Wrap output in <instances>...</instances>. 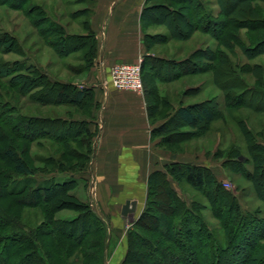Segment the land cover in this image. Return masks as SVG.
Returning a JSON list of instances; mask_svg holds the SVG:
<instances>
[{"label": "rangeland", "instance_id": "1", "mask_svg": "<svg viewBox=\"0 0 264 264\" xmlns=\"http://www.w3.org/2000/svg\"><path fill=\"white\" fill-rule=\"evenodd\" d=\"M20 1L21 3L17 0H10V3L0 4V36H10L14 40L12 50L8 49L6 54L0 56V60L10 64L19 62L25 68H35L46 74L52 83L74 85L78 90H84L88 83L93 86L96 83L95 66L92 64V59L85 61L89 49L84 48L82 51L77 49L75 52L72 44L75 45L76 40H70L64 46L62 40H64L63 34L70 36L90 34L88 27L92 29L99 0H27L25 4L22 0ZM201 2L203 7L197 10V12H205V16L200 15L203 16L201 20L199 16L193 17L188 11L182 12L192 17L193 26L191 28L200 25L199 29H194L191 33L192 36H186L188 31L180 23L175 26V21L171 22H174V26L179 29L172 31L161 23L160 19H155V21L146 19L144 23L145 48L149 56L143 60L142 70L145 64L143 83L144 90L147 87L149 92H144L143 96L146 101L148 118L150 109L157 110L152 119L149 118L153 130L174 116L176 110L182 106H193L195 110H200L202 106H212L216 116L213 122L199 124L195 128L177 123L173 127L175 129L170 132V145L160 148V164L151 163L145 172L150 175L158 170L167 172L165 166L174 162L208 167L214 172L223 189L237 197L245 214L253 219L264 221V201L262 200L264 198V178L259 181V173L254 168L253 154L250 152L251 144L264 145V46L253 47L257 40L263 37L259 34L264 35V29H258L256 32L242 29L238 32L241 34L239 41H242V45L232 42L234 47L229 49L217 41L214 33L215 25L209 26L208 29L210 20L214 23L223 20V17L218 14L220 7L217 1L202 0ZM14 3L20 8L11 6ZM153 3L155 2L150 1L149 5ZM254 5L264 9L262 1L254 2ZM175 6L178 7V5ZM39 23H41L40 27L37 25ZM178 31L181 34L178 35ZM174 33L177 35L172 36ZM95 36L98 54L99 45L96 33ZM249 48L255 51L248 53ZM66 50H68L67 53ZM195 54L197 55L195 61L204 64V67L193 68L191 64L179 63L196 56ZM205 54L209 58L212 54L214 56L224 54L235 70L228 77L216 75L213 68L220 65L214 62L212 67L209 65L207 68V64H210L208 57L203 59L200 57ZM162 66L170 69V73L167 74L166 69L159 71L154 69V67ZM185 70L187 71L184 73ZM174 74H178L179 77L174 78ZM180 74L183 75L180 77ZM261 76L263 81L257 78ZM227 82L235 83L236 88L227 89L230 85ZM242 85L245 88L255 87L262 94L254 91L246 95L245 104L241 103L240 99L227 103V95L236 94L237 99V96L243 94ZM85 90L90 91L82 103L78 104L73 100L58 104L54 100L53 104L43 105L33 101L29 96L8 94L4 88V101H8L12 110L16 111L15 118L23 116L29 119H47L45 123H33L30 126L32 128L46 127L49 138L29 143L11 135L7 140L0 141V171L6 178L14 176L10 161L5 157L7 147H12L36 171L34 180L43 182L48 179L63 183L73 179L74 185L67 193L72 198H67L64 205L59 204L56 207L54 202L37 205L38 201L32 199L31 202L36 205L15 208V213L11 212V214L19 215L26 228L35 230L44 222H48L54 224L53 230L56 229L57 232H68L71 229L69 226H61L60 222L81 218L77 225L83 229L75 236H79L78 234L87 236V252L91 254V258L85 263L101 264L100 258L95 253L99 252V247L96 246L102 242L107 246L105 264H123L129 247L128 233L132 224L124 220L122 210L126 199L138 198L139 195L135 191L125 190L127 186L124 185L109 188L108 195L109 191L112 192L108 198H105V194L102 195L101 185H99V173L104 171L102 162L93 165L94 153L91 162L89 161L91 144L98 131L96 120L99 114V102L93 89L86 88ZM118 91L123 92L122 95L135 94ZM52 98L53 96L51 100ZM261 100L262 103H260ZM60 121L69 123L65 124ZM69 129H71L69 141H66L65 136L57 140L53 138L62 132L64 135V130L67 132ZM247 130H250L251 135L247 134ZM155 142L159 144L161 139L158 137ZM156 155H153V161ZM51 161L58 164L64 163L66 168L72 171L59 172L54 169L55 166L50 163ZM88 162H90L89 167ZM245 172L255 175L249 179ZM168 178L179 196L189 206H192L193 202L206 206V209L202 211V216L207 226L222 245H226L227 240L223 236L221 223L215 217L214 208L219 202L214 199V206H212L213 204L209 203L204 195V191L188 184L185 179L176 181L169 174ZM208 186L214 197L215 186L211 184ZM258 189L263 191L261 197ZM146 190L144 196L141 195L137 219L147 207L148 184ZM163 197L166 198V196ZM163 197L158 198L157 201L163 202ZM88 205L91 206L93 213L91 215L87 209ZM246 230H248L247 227L243 226V231L246 232ZM247 232L251 234L252 231ZM257 235L260 237L259 241L263 239L260 242L263 250H259L255 256H262L264 232L257 233ZM240 241L237 244L246 248L243 241ZM46 244L47 242L44 241L43 246ZM245 251L248 253V248ZM227 256L229 258L231 255Z\"/></svg>", "mask_w": 264, "mask_h": 264}, {"label": "trees", "instance_id": "2", "mask_svg": "<svg viewBox=\"0 0 264 264\" xmlns=\"http://www.w3.org/2000/svg\"><path fill=\"white\" fill-rule=\"evenodd\" d=\"M26 1L22 0V3L25 4ZM150 1L155 3L149 5ZM201 1L147 0L143 17L154 21L155 19H160L161 23L172 31L179 29L175 26L180 23L188 31L186 36H192L191 33H193L194 29H199L200 25L191 28L193 26L192 17L190 14L187 16L182 12L188 11L193 17L195 15L199 16V20H201L203 16L200 15L205 14L204 11L197 12L203 7ZM216 1L220 7L218 14L223 17V20L216 23L210 20L208 29L209 26L215 25L214 33L216 39L225 47L232 49L234 47L232 42H235L236 45H242V41H239L241 34L238 33L242 29H249L252 32L264 29V9L254 5V2L262 1L264 3V0ZM17 2L21 3L20 0H17ZM5 3H10V0H0V4ZM175 5H178V7ZM192 5L195 6L191 7ZM11 6L20 8L15 3ZM171 21H175V23L173 22L175 26ZM37 25L40 27L41 23ZM89 27L90 34L87 36L63 34L64 40H62V44L64 46L70 40H76L77 43L74 42L75 45L72 44L73 50L76 52L77 49L80 51L84 48L89 49L85 61L92 59V64L95 66L98 57L96 36L95 32ZM177 33L178 35L181 34L180 31ZM176 35V33L172 34V36ZM259 36L263 37L257 40L253 47L264 46V35L259 34ZM13 41L10 36H0V56L6 54L8 49L12 50ZM247 51L250 53L255 50L249 48ZM67 52L68 50H66ZM200 57L203 59L208 56L205 54ZM251 57H254L253 54ZM196 58L197 55L179 63L182 65L191 64L193 68L204 67V64L202 65L195 61ZM207 59L210 61V64H207V68L209 65L212 67L214 62L220 65L213 68L215 74L220 77H228L235 70L228 57L224 56V54L216 56L212 54ZM154 69L158 71L166 69L168 71L167 74L170 73V69L163 68V66L154 67ZM143 70H145V64H143ZM142 73L144 74L143 71ZM183 74H180V77ZM174 76V78L179 77L178 74H174ZM257 78L262 80L263 77ZM231 83H229L230 85H228L227 89L236 88V84ZM4 88L8 94L29 96L33 101L43 105L53 104L54 100L58 104H65L73 100L79 104L85 101L90 91L85 89L78 90L74 85L52 83L46 74L35 68H25L19 62L10 64L0 60V139L2 138L0 141H5L9 136L14 135L19 140L29 143H36L42 139L49 138L47 137L49 135L46 127L32 128L30 126L33 123H45L47 119H29L23 116L15 118L14 113L16 111L12 110V106L8 101H4ZM242 88H244L243 94L237 96V99L236 94L227 95V103L229 101L233 103L236 102L235 100L239 101L240 99L241 103L245 104V96L257 91L255 87L245 88L242 85ZM144 92H149L147 87ZM257 93L262 94L258 91ZM51 96H53L52 100ZM260 103H262V100ZM258 111H262V109H258ZM156 113V109H150L149 118L152 119V116ZM215 116L216 113L213 111L212 106H202L200 110H195L193 106H182L176 110L174 116L170 117L155 130H152V139L156 140L159 137L161 142L158 146L163 148L165 145H170V132L175 129L173 127L177 123L195 128L199 124L213 122ZM60 122L69 123L67 121ZM64 131V135L62 132L58 136L52 135L53 138L57 140L65 136L66 141H69L71 129L67 132L66 130ZM246 132L251 135L250 130ZM96 135L91 144L90 162L95 151L94 141ZM250 152L253 154L254 168L259 173L258 179L261 181L264 178V145L251 144ZM5 157L10 161L14 176L6 178L0 171V264H86L85 261L91 258V254L87 252V236H82V234L75 236L83 229L77 225L81 218L60 222L62 223L60 224L61 226H69L71 229L68 232H57L56 229L53 230L54 224L48 222H44L35 230L26 228L19 215L14 216L11 214V212L15 213V208L20 209L41 203L50 204L54 202L56 207L59 204L64 205L67 198H72L67 193L69 188L74 185L73 179L63 183L48 179L38 182L33 179L36 171L12 147H7ZM90 162H88V167ZM50 163L59 172L72 171V169L66 168L64 163L58 164L55 161ZM165 167L167 172L158 170L153 172L148 178L147 207L129 230V247L123 264H264V253L262 256H255L259 250H263L260 245L263 239L259 241L260 237L257 233L264 232V221L253 219L248 214H245L237 197L223 189L222 184L211 169L182 162L167 164ZM168 174L176 181L185 179L188 184L200 191H204L209 203L213 204L214 199L219 202L218 206L214 208L215 217L221 223L223 236L227 240L226 245H222L214 232L207 226L202 216V211L206 209V206L196 202L189 206L174 189ZM245 175L252 179L251 177L255 174L245 172ZM208 184L215 186L214 197L210 193ZM258 193L261 197L263 191L258 189ZM163 196H166V198ZM161 197H163V202L161 200L160 202L157 201ZM32 199H36L38 202L33 204L31 202ZM262 200L264 201V198ZM87 209L89 215L93 214L90 205H88ZM243 226L252 231L251 234L247 232L248 230L246 232L243 231ZM239 240L243 241V244L247 246L248 253H246L244 246L237 244ZM44 241L47 242L45 246H43ZM96 247H99V252L95 253V255L100 258L101 264H105L106 244L101 242ZM227 255L231 256L228 258Z\"/></svg>", "mask_w": 264, "mask_h": 264}, {"label": "crops", "instance_id": "3", "mask_svg": "<svg viewBox=\"0 0 264 264\" xmlns=\"http://www.w3.org/2000/svg\"><path fill=\"white\" fill-rule=\"evenodd\" d=\"M146 1H98L92 22L99 45L96 83L86 85L87 89L95 91L99 102L93 165L102 162L104 171L99 173L101 193L108 198L112 191L108 195L107 190L115 185H124L127 186L125 190L137 192L138 198L126 199V202L138 203L136 220L150 175L145 170L151 163L160 164L161 150L152 139L153 128L143 94L122 95L123 92L112 86L109 72L115 64L137 63L149 56L144 32L147 18L143 17ZM154 154L157 155L153 161Z\"/></svg>", "mask_w": 264, "mask_h": 264}, {"label": "built area", "instance_id": "4", "mask_svg": "<svg viewBox=\"0 0 264 264\" xmlns=\"http://www.w3.org/2000/svg\"><path fill=\"white\" fill-rule=\"evenodd\" d=\"M142 62L121 63L112 66L109 72L110 82L116 90L144 93Z\"/></svg>", "mask_w": 264, "mask_h": 264}, {"label": "water", "instance_id": "5", "mask_svg": "<svg viewBox=\"0 0 264 264\" xmlns=\"http://www.w3.org/2000/svg\"><path fill=\"white\" fill-rule=\"evenodd\" d=\"M137 201H127L123 206L122 216L125 218V221L129 224H133L135 219V213L137 211Z\"/></svg>", "mask_w": 264, "mask_h": 264}]
</instances>
